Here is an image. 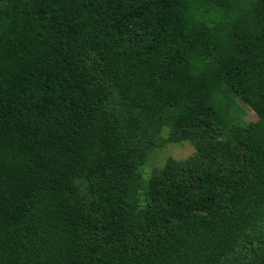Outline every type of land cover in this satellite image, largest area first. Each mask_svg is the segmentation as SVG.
<instances>
[{"label": "trees", "instance_id": "16d2710c", "mask_svg": "<svg viewBox=\"0 0 264 264\" xmlns=\"http://www.w3.org/2000/svg\"><path fill=\"white\" fill-rule=\"evenodd\" d=\"M0 264H264V0H0Z\"/></svg>", "mask_w": 264, "mask_h": 264}, {"label": "rangeland", "instance_id": "374dc122", "mask_svg": "<svg viewBox=\"0 0 264 264\" xmlns=\"http://www.w3.org/2000/svg\"><path fill=\"white\" fill-rule=\"evenodd\" d=\"M234 107L237 113L245 121H254L255 114L239 100H236ZM162 135L167 136V130ZM194 153V148L189 142L166 144L162 148H156L149 152L146 162L140 168L143 181H147L152 173L164 166L168 159L183 160Z\"/></svg>", "mask_w": 264, "mask_h": 264}]
</instances>
